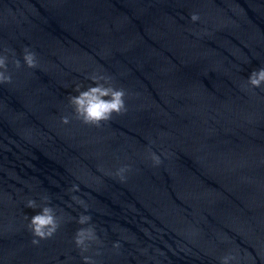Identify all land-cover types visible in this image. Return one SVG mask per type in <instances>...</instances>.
I'll list each match as a JSON object with an SVG mask.
<instances>
[{
    "label": "clouds",
    "instance_id": "clouds-1",
    "mask_svg": "<svg viewBox=\"0 0 264 264\" xmlns=\"http://www.w3.org/2000/svg\"><path fill=\"white\" fill-rule=\"evenodd\" d=\"M199 15L193 13L191 20L193 22L199 20ZM8 51V50H5ZM13 56L15 53L13 52ZM23 61L27 68L37 67V54L25 47L23 50ZM15 68L19 69L22 67L19 59L12 60ZM95 86L90 85L86 90H81L80 86H77L76 92L78 94L69 96V104L72 106L74 111L75 119L81 121L85 125H92L99 127L102 122L109 121L113 114H121L125 112L126 104L125 97L127 95L126 90L122 87H115L112 84L111 78L102 75H91L89 77ZM12 76L8 72V56L0 54V84L11 83ZM248 85L251 88H261L264 85V67L253 70L248 78ZM61 123L68 124L69 117H61ZM149 157L153 162L154 166H159L162 161L159 156L149 151ZM130 171L129 165L120 167L116 176L119 177L121 182L125 179V173ZM76 186H73L69 191H75ZM45 201H49V197L43 198ZM72 199L79 204H84L83 200L73 196ZM26 207L35 209L38 207L36 202L32 199L27 201ZM85 207H87L85 205ZM90 215H80L78 223L80 225H89L87 227H81L77 230L74 243L77 248L81 250V253L87 252L90 246V242L97 244L102 243L96 234L95 227L90 224ZM61 218L56 215V210L46 203L40 212L31 216L28 228L31 231L34 239L32 243L38 245L41 240L51 239L60 228ZM119 243H115L113 247L119 248ZM235 257L231 255H225L221 258V264H230V261L234 260ZM85 264H92L90 257H84Z\"/></svg>",
    "mask_w": 264,
    "mask_h": 264
}]
</instances>
